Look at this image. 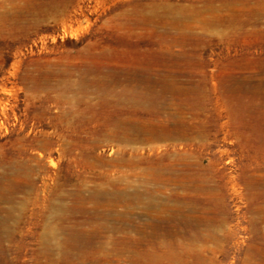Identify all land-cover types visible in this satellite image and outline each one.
<instances>
[{"label":"rangeland","instance_id":"1","mask_svg":"<svg viewBox=\"0 0 264 264\" xmlns=\"http://www.w3.org/2000/svg\"><path fill=\"white\" fill-rule=\"evenodd\" d=\"M13 18L0 264H264V0H0ZM136 69L173 91L134 108Z\"/></svg>","mask_w":264,"mask_h":264},{"label":"bare ground","instance_id":"2","mask_svg":"<svg viewBox=\"0 0 264 264\" xmlns=\"http://www.w3.org/2000/svg\"><path fill=\"white\" fill-rule=\"evenodd\" d=\"M37 1V0H36ZM51 2V1H50ZM48 3V2H47ZM52 3V2H51ZM49 5V4H48ZM53 7H55V6H53ZM58 7H60V6H58ZM43 8V7H42ZM48 8V7H47ZM50 8V7H49ZM44 9V8H43ZM60 9V8H59ZM56 10V9H55ZM18 24V21H17V19L16 18H13V19H11L8 23H5V24H2V23H0V34L1 33H3V32H6V34L7 35H10L11 33H12V30H13V27L15 26V25H17ZM12 29V30H11ZM16 30V29H15ZM184 30V29H183ZM182 29H178L177 31H176V33H175V35H173V42H183L184 40H185V38L187 37L186 36V34L184 33V31H183ZM186 32V31H185ZM17 33V32H16ZM16 33L14 34V35H16ZM12 36V35H11ZM190 37V36H189ZM191 40V39H190ZM171 42V41H170ZM184 43V42H183ZM173 44V43H172ZM95 46V45H94ZM96 47V46H95ZM103 49V48H102ZM88 50V49H87ZM92 50L93 49H91V52H92ZM134 50V53L133 54H131V57L132 58H134V61L136 62V63H143V60L141 61V58H140V55L141 54H139L140 53V49H133ZM95 51V50H94ZM80 52V51H79ZM84 53H85V51H84ZM86 54H87V52H86ZM87 55H89V54H87ZM96 56V55H95ZM80 57V56H79ZM86 57V56H85ZM91 57V56H90ZM89 57V58H90ZM115 57V52L112 50V51H110V53L108 54V58L109 59H112V58H114ZM95 58V57H94ZM153 58H155L154 56H150V57H148L147 59L145 58V60L144 61H147L148 59V61H149V63H151L152 62V60H153ZM156 59H157V57H156ZM95 61V60H94ZM154 61H156L155 59H154ZM158 61V60H157ZM103 62H105V61H102V63ZM146 63V62H145ZM89 64V63H88ZM91 64V63H90ZM101 64V63H100ZM104 64V63H103ZM146 65V64H145ZM89 66V65H88ZM144 66V65H143ZM152 67V66H151ZM96 68H98V67H96ZM135 68V67H134ZM143 68V67H142ZM126 69V68H125ZM140 69V68H139ZM99 70V69H98ZM104 70V69H103ZM111 70H113V69H111ZM118 70V69H117ZM149 70V69H148ZM121 71V70H120ZM124 71V70H123ZM134 71V70H133ZM136 71H137V69H136ZM95 72V71H94ZM101 72V71H100ZM110 72V71H109ZM127 72H129V71H127ZM99 73V72H98ZM105 73V72H104ZM122 73V72H121ZM130 73V72H129ZM139 73V74H138ZM99 74H101V73H99ZM108 74H110V75H112V77H113V80L112 81H110V85H115V84H113L114 82H116V80L117 79H119L118 77H119V75L120 74H118V73H114V72H110V73H108ZM123 74V73H122ZM132 74V73H131ZM152 74H154V73H152ZM127 76H128V80L125 82V83H123V86H122V88H121V92L123 93V94H125L126 95V97L132 102V104H134L135 106H134V108L136 107V105L137 106H142L143 104L145 105V107L146 108H153V102L155 101V100H158L164 93H163V90L165 89V87H169L170 88V90L171 91H173V89H172V87H171V85L169 84V83H167V82H165V81H163V80H160V82L158 81L157 83H159V84H161L162 86H163V90L162 91H155L154 89H153V85H154V80H153V78H151V77H146L148 74H143L141 71L139 72V71H137L136 73H133L132 75H129V74H126ZM124 76V75H123ZM150 76V75H149ZM112 77H110V78H112ZM120 77H122V76H120ZM126 77V76H125ZM157 77V76H156ZM164 77V76H163ZM201 77V76H200ZM124 78V77H123ZM160 78V77H159ZM170 78V77H169ZM101 79V78H100ZM127 79V78H126ZM108 79L106 78V81H107ZM74 86V84H70V85H68L67 86V88L68 89H73V88H75V86ZM200 87H201V85L200 84H198V85H195L194 86V84L192 85V87L190 88V90H187V91H184V92H182V91H174V93H175V96L176 97H178V98H181L182 99V101L184 102V103H187V104H191V105H193V104H198L199 102H201V89H200ZM109 88V87H108ZM112 88V87H111ZM155 88V87H154ZM174 88V87H173ZM166 91V90H165ZM255 96V95H254ZM203 99V98H202ZM165 100V99H164ZM180 100V99H179ZM168 102V101H167ZM147 105H146V104ZM108 104V103H107ZM157 104V103H156ZM199 105H200V103H199ZM159 106V105H158ZM110 107V106H109ZM189 107V106H188ZM193 107H195V106H193ZM156 108H157V106H156ZM160 108H162V107H160ZM196 108V107H195ZM194 108V109H195ZM136 109H138V107L136 108ZM141 110H143V109H141ZM147 110V109H146ZM153 110V109H152ZM162 110V109H161ZM111 111H113V110H111ZM144 111V110H143ZM109 111L107 110V113H108ZM122 113V112H121ZM106 114V113H105ZM161 114H162V112H161ZM159 116V115H158ZM157 116V117H158ZM172 115H170V117H171ZM169 117V118H170ZM173 118H171V120H172ZM170 120V119H169ZM152 121V120H151ZM140 122V121H139ZM178 123V122H177ZM137 124V123H136ZM140 124V123H139ZM139 124H137V125H139ZM181 125H183V123H181ZM138 128V127H137ZM179 126H176V129H175V131H172V130H167V129H165V131H163V132H159V133H153V135L152 136H149V138H148V140L149 139H152V138H154V137H161V138H164V137H170V138H177L178 137V139L179 138H184V136L183 135H185V136H187V134H186V132H187V128L185 127V126H183V127H180L179 129ZM191 130V129H190ZM189 130V131H190ZM139 131H142V127H141V129L139 128ZM159 131V130H158ZM145 132V131H144ZM157 132V131H156ZM191 132V131H190ZM143 134V133H142ZM182 135V136H181ZM120 137V136H119ZM138 137V136H137ZM189 137V136H188ZM140 138V137H139ZM142 138V137H141ZM145 139H147V137L145 138ZM138 141H142V140H140V139H138ZM159 145V144H158Z\"/></svg>","mask_w":264,"mask_h":264}]
</instances>
